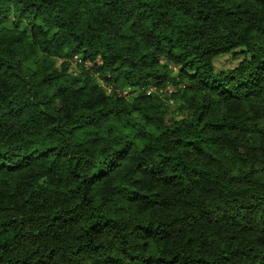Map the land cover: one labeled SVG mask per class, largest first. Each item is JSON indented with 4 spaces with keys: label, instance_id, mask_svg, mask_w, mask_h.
Returning a JSON list of instances; mask_svg holds the SVG:
<instances>
[{
    "label": "trees",
    "instance_id": "trees-1",
    "mask_svg": "<svg viewBox=\"0 0 264 264\" xmlns=\"http://www.w3.org/2000/svg\"><path fill=\"white\" fill-rule=\"evenodd\" d=\"M0 264H264V0H0Z\"/></svg>",
    "mask_w": 264,
    "mask_h": 264
},
{
    "label": "rangeland",
    "instance_id": "rangeland-1",
    "mask_svg": "<svg viewBox=\"0 0 264 264\" xmlns=\"http://www.w3.org/2000/svg\"><path fill=\"white\" fill-rule=\"evenodd\" d=\"M242 58V53L241 50L236 51V55H225L220 57L217 62V68L218 69H228V68H233L238 62L239 60ZM84 66L83 63H81V61H79V58H74L73 61L70 62V70L72 72H77L81 69V67ZM85 67H90V65L88 63L85 64ZM101 84L106 88V90H109V87L106 86V84L100 80ZM108 88V89H107ZM150 93H157L158 90L156 87L151 86L149 88H146ZM146 90V91H147ZM142 91H138V90H132L131 88H127L125 90L119 91L118 93L123 97L126 98L127 100H131L133 97L139 95L140 93H142ZM165 91L162 92V94L160 95L162 98L167 96L164 95ZM168 97V96H167ZM165 100V105H167L169 107V109L171 110H176L174 103H171V99L169 98H163Z\"/></svg>",
    "mask_w": 264,
    "mask_h": 264
},
{
    "label": "built area",
    "instance_id": "built-area-1",
    "mask_svg": "<svg viewBox=\"0 0 264 264\" xmlns=\"http://www.w3.org/2000/svg\"><path fill=\"white\" fill-rule=\"evenodd\" d=\"M148 93H150V92L148 91Z\"/></svg>",
    "mask_w": 264,
    "mask_h": 264
}]
</instances>
